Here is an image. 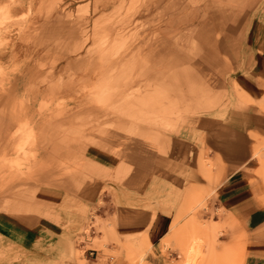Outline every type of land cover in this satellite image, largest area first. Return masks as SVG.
I'll use <instances>...</instances> for the list:
<instances>
[{
	"label": "crops",
	"instance_id": "obj_1",
	"mask_svg": "<svg viewBox=\"0 0 264 264\" xmlns=\"http://www.w3.org/2000/svg\"><path fill=\"white\" fill-rule=\"evenodd\" d=\"M145 9L159 11V33L139 46L125 113L90 105L36 125L30 92L69 75L99 83L100 67L75 51L83 20L58 11L16 47L27 68L0 83V161L19 151L21 129L33 131V157L16 175L0 167V264H166L163 240L198 194L243 233L246 264H264V0ZM10 55L0 50L11 70ZM132 89L153 108H133Z\"/></svg>",
	"mask_w": 264,
	"mask_h": 264
},
{
	"label": "rangeland",
	"instance_id": "obj_2",
	"mask_svg": "<svg viewBox=\"0 0 264 264\" xmlns=\"http://www.w3.org/2000/svg\"><path fill=\"white\" fill-rule=\"evenodd\" d=\"M153 1L12 0L9 6L1 3L0 50H5L8 55L12 51L10 60L13 58L19 64L11 70L0 65V83L21 75L27 68V64H23L19 61L21 59L17 58L16 47L24 42L25 45L28 43L29 35L37 30L39 20L52 18L58 11H63L67 14V18L83 20L84 39L83 42L77 43L75 51L80 54L81 49H84L90 67H100L102 74H96V80L99 83L89 80V77L82 79V77L76 78L69 75L62 79V85L52 93H47L40 88L30 92V101L36 114V125L42 124L49 118H59L66 111L91 107L90 105L105 109L114 102L115 106L112 107L116 108L111 109H115L116 113H125L123 105L126 90L124 88L136 80L135 77L139 71L137 69L142 66L143 54L139 46L149 39L148 35L159 33L158 23L161 17L159 11L150 12L145 9ZM9 10L12 11L11 16L7 13L3 14L4 11ZM72 28L75 32V27ZM52 62L51 68L57 65L54 59ZM0 64H2L1 61ZM44 69L36 68L33 73L35 78L32 80L37 81L38 84L45 80L38 74ZM150 90L152 93L156 89ZM131 91L126 98L128 102L132 101L133 108H143L146 111L153 108L152 100L144 95L145 90L132 89ZM184 108L187 107L184 106ZM184 108L181 105V113L186 112ZM25 118L27 119L26 114ZM31 132L33 131L21 129L15 136L12 146V148H19V151L6 153L1 159L0 167L7 171L5 176L21 173L20 168L15 173V166L18 164L21 165L19 167L29 166L26 158L29 155L33 157ZM257 153L264 167V153L261 149ZM183 210L185 212L175 221L171 227V233L163 240L162 251L166 264H185L186 249L190 250L192 243L194 246L195 242L191 241L195 238L198 239L202 250L197 256L192 252L189 264H246L243 233L231 220L222 218L224 212L210 203L207 196L198 194V200L191 202V205L185 206Z\"/></svg>",
	"mask_w": 264,
	"mask_h": 264
},
{
	"label": "bare ground",
	"instance_id": "obj_3",
	"mask_svg": "<svg viewBox=\"0 0 264 264\" xmlns=\"http://www.w3.org/2000/svg\"><path fill=\"white\" fill-rule=\"evenodd\" d=\"M191 242H195V243H194V246H193V243H192V247H191L190 250L188 249V251H187V249H186L187 261H186L185 264H189V262L191 261L192 256H190V255L192 254V252H193V254H196L195 256H197L200 253V250H202V249H200V246H199V243H198L199 241H198L197 238L193 239Z\"/></svg>",
	"mask_w": 264,
	"mask_h": 264
}]
</instances>
